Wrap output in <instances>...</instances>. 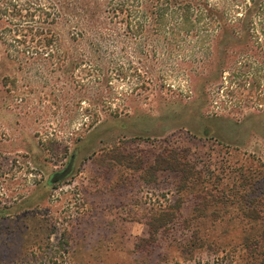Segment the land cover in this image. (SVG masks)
<instances>
[{"label":"rangeland","instance_id":"374dc122","mask_svg":"<svg viewBox=\"0 0 264 264\" xmlns=\"http://www.w3.org/2000/svg\"><path fill=\"white\" fill-rule=\"evenodd\" d=\"M68 4L0 0V264H246L247 240L264 248V93L225 75L199 95L182 65L160 93L111 79L118 117L86 127L101 105L75 108L67 58L39 56L47 29L69 50ZM167 149L183 173L148 168ZM162 212L172 224L140 241Z\"/></svg>","mask_w":264,"mask_h":264},{"label":"trees","instance_id":"16d2710c","mask_svg":"<svg viewBox=\"0 0 264 264\" xmlns=\"http://www.w3.org/2000/svg\"><path fill=\"white\" fill-rule=\"evenodd\" d=\"M67 12L71 48L50 51L56 39L47 29L48 33L43 30L37 35L46 51L39 56L50 68L55 60L67 58L75 108L84 101L101 105L94 108L86 127L97 125L103 113L118 117L108 103L111 79L130 80L126 84L130 92L155 88L160 93L168 90L166 77L182 65L190 69L179 74L189 78L191 90L199 95L210 80L225 75L242 80L238 89L264 93V0H69ZM28 49L15 53L21 64L28 65ZM179 154L178 149H167L148 168L183 173L187 161ZM72 160L50 176L49 185L71 175ZM200 209L194 207L195 212ZM168 216L171 213L154 216L147 224L148 239L140 241H153L167 229L172 224ZM247 243L251 248L247 259L242 258L246 264H264L260 241ZM215 257L203 264H234L230 254ZM186 261L201 264L191 254Z\"/></svg>","mask_w":264,"mask_h":264}]
</instances>
